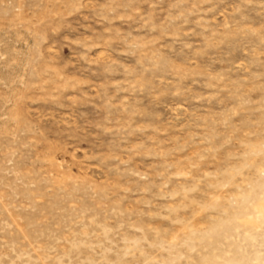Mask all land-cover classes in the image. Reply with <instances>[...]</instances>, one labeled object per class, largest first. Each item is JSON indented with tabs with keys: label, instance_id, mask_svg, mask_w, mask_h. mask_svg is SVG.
Wrapping results in <instances>:
<instances>
[{
	"label": "rangeland",
	"instance_id": "rangeland-1",
	"mask_svg": "<svg viewBox=\"0 0 264 264\" xmlns=\"http://www.w3.org/2000/svg\"><path fill=\"white\" fill-rule=\"evenodd\" d=\"M0 264H264V0H0Z\"/></svg>",
	"mask_w": 264,
	"mask_h": 264
}]
</instances>
